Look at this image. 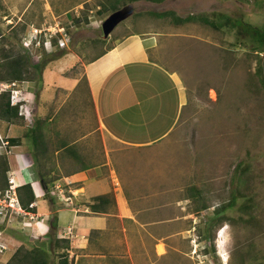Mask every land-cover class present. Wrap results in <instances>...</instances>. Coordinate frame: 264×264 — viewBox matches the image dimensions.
<instances>
[{"label":"crops","instance_id":"0c3cea01","mask_svg":"<svg viewBox=\"0 0 264 264\" xmlns=\"http://www.w3.org/2000/svg\"><path fill=\"white\" fill-rule=\"evenodd\" d=\"M156 45L155 35L130 32L84 63L79 78L53 66L42 71L40 89L36 80L9 84L20 99L11 104H19L24 118L0 123V135L22 138L7 150L9 178L15 186L30 182L36 200L46 199L48 208L39 211L35 200L31 219L20 213L3 219L16 215L27 239H46V249L51 235L67 238L73 264H177L172 255L177 248L165 241L178 234L179 221L193 217L187 205L194 202L193 210L204 205L203 191L190 186L187 194L179 187L185 166L169 162L172 151L156 147L185 106L178 72L149 54ZM36 124L43 144L35 158L27 135ZM40 172L50 181L48 195Z\"/></svg>","mask_w":264,"mask_h":264},{"label":"rangeland","instance_id":"374dc122","mask_svg":"<svg viewBox=\"0 0 264 264\" xmlns=\"http://www.w3.org/2000/svg\"><path fill=\"white\" fill-rule=\"evenodd\" d=\"M98 1L0 0V26L3 33L10 36L15 49L26 51L32 63H39L41 73L54 66L63 75L77 78L82 76L84 63L127 33L155 35L157 45L149 51L151 58L166 69L178 72L185 86L181 117H177L156 147L166 154L172 151L169 162L179 165L180 169L185 166L184 173H179V187H185L187 194L190 186L203 191L207 206L202 211L193 210L194 202L189 199L192 203L187 205V210L193 211V217L179 221L178 234L165 241L167 246L177 248L173 250L176 258L173 263L264 264V96L248 82L254 63L248 65L241 60V51L230 45L234 40L232 33L196 22L174 25L145 13L174 10L185 16L213 10L232 17L242 14L247 20L260 24L264 22V0L262 7L255 5L254 0L130 2L132 15L120 22L104 43L99 41L103 38L101 22L109 13L97 15ZM138 12L142 14H135ZM86 13L88 23H84ZM77 16L82 21L80 26L71 24ZM52 37L57 38L58 46L54 47ZM149 42L152 43V39ZM38 81L36 79L35 85ZM5 85L0 83V90L8 88ZM82 85L81 78L79 86ZM38 86L40 89L41 84ZM164 126L162 124L160 130ZM5 145L0 135V152ZM10 154L11 149L7 153L8 160ZM241 161L247 165L243 181L248 187L244 189L245 194L252 198L251 209L240 210L242 198L238 197L234 206L217 213L229 200L230 191L239 186L236 182L241 176L237 165ZM240 179L238 188L243 187V177ZM36 192L39 196V188ZM36 204L39 211L48 208L44 198L38 197ZM223 215L230 220L214 221ZM249 215L255 218L250 223L240 219H248ZM43 219L44 227L48 228L50 217L45 215ZM1 220L0 264L6 263L18 241L22 246H45L47 240L40 236L27 239L25 225L16 215ZM213 223L216 224L210 228ZM207 227L209 236L204 237L202 230ZM48 232L52 234L51 228ZM192 245L195 250L187 251Z\"/></svg>","mask_w":264,"mask_h":264},{"label":"trees","instance_id":"16d2710c","mask_svg":"<svg viewBox=\"0 0 264 264\" xmlns=\"http://www.w3.org/2000/svg\"><path fill=\"white\" fill-rule=\"evenodd\" d=\"M140 0H99L97 2L98 9L96 11L97 15H106L130 2H136ZM148 2L160 3L165 0H144ZM255 5L258 7L263 6V0H254ZM1 8V5H0ZM146 15L157 19H165L170 24L182 25L189 22H196L201 25L210 27L215 30L225 31L232 33L234 36L233 42L230 45L233 48L241 51V60L246 64L250 65L254 63V69L250 74L248 82L256 89L260 90L264 96V22L258 24L247 20L244 15H239L232 17L224 12H199L190 13L185 16L178 15L173 10L164 11H146ZM135 14H142L138 12ZM1 18V15H0ZM87 13L84 17V23H88ZM74 26H80L82 24L81 18L79 16L74 17L72 23ZM9 35L3 33V29L0 26V83L12 84L15 86L17 83L24 81L38 80L41 76V69L39 63H32L30 56L26 51H21L15 49L9 39ZM52 44L54 47L57 45V38L52 37ZM101 43H104L105 39H99ZM112 45L104 47L99 53H97L91 60H94L104 54L107 50L111 49ZM43 49V48H42ZM252 65V64H251ZM86 81L85 77L83 78ZM8 88L0 90V123L5 122L6 124L11 123H22L24 118L20 114L19 104H11V86ZM30 134L27 135L30 138L31 145L33 146V155L36 158L40 150V146L43 144L42 135L40 132L39 125H34L30 129ZM4 141L6 145L4 149L0 152V192L4 194L9 185V172L10 164L7 156V150L11 146H16L22 143L21 137H11L5 136ZM247 165L244 162H239L237 165V173H240L239 182L237 180L236 185L239 183L240 178L243 177L242 181L246 177ZM40 176L45 184V194L50 193V188L48 187V181L46 175L40 172ZM243 187L230 191V197L226 204L222 205L217 209V213L224 212L227 208H231L236 204V199L238 197L242 198V202L238 206L240 210L247 211L251 209L252 198L245 194L244 189H247L246 182L243 181ZM16 195L20 206L24 211L34 212L36 207L34 202L36 200L33 188L30 182L18 185L15 188ZM105 196H99L96 198H104ZM206 204L202 205L201 208H206ZM224 216V215H223ZM241 220L249 223L254 220L253 215H249L248 219L240 217ZM230 220L228 217H220L216 221ZM233 221V220H232ZM210 224V228L214 224ZM55 223H53V226ZM202 236H209V227L202 230ZM51 246L49 249L43 246H32L25 248L24 246H18L14 252L9 256V259L5 264H50L49 256L50 252L54 257L53 264H73L72 259L69 258V240L64 237H56V235H51ZM244 263V259H241Z\"/></svg>","mask_w":264,"mask_h":264},{"label":"built area","instance_id":"2783aa9c","mask_svg":"<svg viewBox=\"0 0 264 264\" xmlns=\"http://www.w3.org/2000/svg\"><path fill=\"white\" fill-rule=\"evenodd\" d=\"M5 86H8V85H5ZM19 100L20 99L18 98V94H16L15 92L12 93L11 102L18 103ZM8 181H9V185H8V188L6 189V192L4 194L0 192V218H2L3 220V217L7 213H17V214L20 213V214H24V216H29V218L31 219L33 217L32 213L28 211H24L18 202L16 190H15L16 186L13 185V181L11 180V178H9ZM55 188L60 194L63 195V190L61 186L56 185ZM1 246L4 247L3 245ZM0 250H1V247H0Z\"/></svg>","mask_w":264,"mask_h":264},{"label":"water","instance_id":"95a60500","mask_svg":"<svg viewBox=\"0 0 264 264\" xmlns=\"http://www.w3.org/2000/svg\"><path fill=\"white\" fill-rule=\"evenodd\" d=\"M133 9L130 5H124L110 12L101 22L102 37L107 38L113 29L123 20L131 16Z\"/></svg>","mask_w":264,"mask_h":264},{"label":"bare ground","instance_id":"6f19581e","mask_svg":"<svg viewBox=\"0 0 264 264\" xmlns=\"http://www.w3.org/2000/svg\"><path fill=\"white\" fill-rule=\"evenodd\" d=\"M221 234H220V232H219V236H220ZM218 242H221V240H219Z\"/></svg>","mask_w":264,"mask_h":264}]
</instances>
